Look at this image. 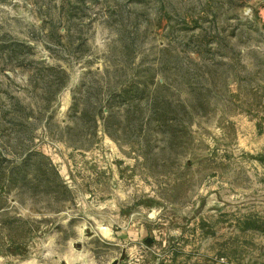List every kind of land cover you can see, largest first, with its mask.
Listing matches in <instances>:
<instances>
[{
  "label": "rangeland",
  "instance_id": "1",
  "mask_svg": "<svg viewBox=\"0 0 264 264\" xmlns=\"http://www.w3.org/2000/svg\"><path fill=\"white\" fill-rule=\"evenodd\" d=\"M17 100L0 264H264V0H0V118ZM29 147L68 189L9 187Z\"/></svg>",
  "mask_w": 264,
  "mask_h": 264
},
{
  "label": "trees",
  "instance_id": "2",
  "mask_svg": "<svg viewBox=\"0 0 264 264\" xmlns=\"http://www.w3.org/2000/svg\"><path fill=\"white\" fill-rule=\"evenodd\" d=\"M133 91H135L136 93H141L139 92V90L136 91L134 90V88L132 89V87H123L117 89L116 91L114 90L111 94L113 95L114 99L116 97L126 98L128 95L133 94ZM22 109H25V106L22 105L20 101L17 100L16 102H13L9 111L2 112L3 115L0 118V125L9 124V126L16 130L28 127L29 123L25 119L26 116H22L20 114V111ZM114 114V105L111 104L110 99H107L102 103V105H100L99 110L96 111V115H94L93 119L90 121L93 129L96 130L100 120H103L104 123H106L108 119L114 116ZM88 115L89 111L87 109H83L80 115L75 114L74 117L77 118V124L80 119H83L84 116L86 117ZM47 122H50V119ZM32 174L33 176H36V178H42L43 175L45 176L47 174L52 175L54 177V181L56 180L55 182L60 187L68 189L52 159L44 152L30 149V147L25 149V153L23 154L21 159H19L18 162H15L10 168V171H8V173L6 172V175L4 174V176L7 181L11 183L9 184L10 188L16 184L19 191H21L23 188L32 186L33 180L32 177H30ZM14 223L18 226L19 229L22 230L19 235H21L23 239H14L12 237V233L10 234V237L11 239L13 238L14 242L18 241L17 243L22 244L23 240L26 238L25 235L33 230V223L26 217H14L12 220H9L7 222V228L12 230L11 224Z\"/></svg>",
  "mask_w": 264,
  "mask_h": 264
}]
</instances>
